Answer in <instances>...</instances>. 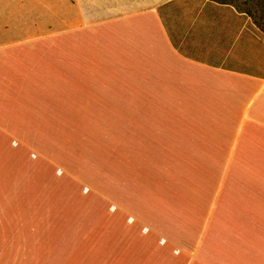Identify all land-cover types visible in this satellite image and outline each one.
Wrapping results in <instances>:
<instances>
[{"label": "crops", "instance_id": "0c3cea01", "mask_svg": "<svg viewBox=\"0 0 264 264\" xmlns=\"http://www.w3.org/2000/svg\"><path fill=\"white\" fill-rule=\"evenodd\" d=\"M43 3L17 15L22 27L0 28V264L35 262L26 213L51 202L68 124L161 158L186 139L181 159L231 148L222 142L236 134L252 169L227 217L245 249L217 252L216 264H264V0Z\"/></svg>", "mask_w": 264, "mask_h": 264}, {"label": "rangeland", "instance_id": "374dc122", "mask_svg": "<svg viewBox=\"0 0 264 264\" xmlns=\"http://www.w3.org/2000/svg\"><path fill=\"white\" fill-rule=\"evenodd\" d=\"M34 5L48 10L43 0H0V28L22 27L17 15ZM79 129L58 126L51 202L26 213L35 221L34 264H216L217 252L233 247L244 255L245 229L232 233L229 217L252 168L234 147L236 134L222 142L231 148L181 159L188 139L161 158L160 150L119 148L111 134Z\"/></svg>", "mask_w": 264, "mask_h": 264}]
</instances>
